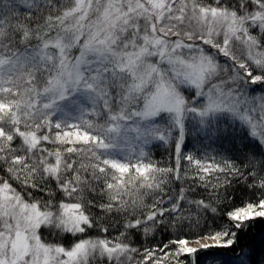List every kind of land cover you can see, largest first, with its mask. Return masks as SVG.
I'll return each mask as SVG.
<instances>
[{
  "label": "snow or ice",
  "instance_id": "snow-or-ice-1",
  "mask_svg": "<svg viewBox=\"0 0 264 264\" xmlns=\"http://www.w3.org/2000/svg\"><path fill=\"white\" fill-rule=\"evenodd\" d=\"M258 222L264 0H0V264H264Z\"/></svg>",
  "mask_w": 264,
  "mask_h": 264
},
{
  "label": "trees",
  "instance_id": "trees-1",
  "mask_svg": "<svg viewBox=\"0 0 264 264\" xmlns=\"http://www.w3.org/2000/svg\"><path fill=\"white\" fill-rule=\"evenodd\" d=\"M153 158L157 161L166 162L168 157L165 153L164 149L162 147H156L152 149ZM255 239V246L257 249L260 248V240L264 239V222H258L256 223L255 227L252 229V231L249 233L247 239L252 240ZM212 252L217 253L219 250L212 249ZM222 258H228L227 255H224L223 253H220ZM200 264H204V261L206 260V256L204 253H200L198 257Z\"/></svg>",
  "mask_w": 264,
  "mask_h": 264
},
{
  "label": "rangeland",
  "instance_id": "rangeland-1",
  "mask_svg": "<svg viewBox=\"0 0 264 264\" xmlns=\"http://www.w3.org/2000/svg\"><path fill=\"white\" fill-rule=\"evenodd\" d=\"M203 242V241H202ZM210 242V241H209ZM191 246H193V247H197V245L194 243V240H193V242H191ZM229 258V257H228ZM228 258H223V259H225V260H227Z\"/></svg>",
  "mask_w": 264,
  "mask_h": 264
}]
</instances>
